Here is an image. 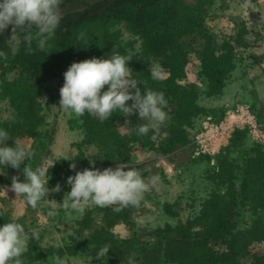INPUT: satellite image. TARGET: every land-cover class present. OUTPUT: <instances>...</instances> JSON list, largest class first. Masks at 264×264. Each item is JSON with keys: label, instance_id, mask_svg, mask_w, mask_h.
Instances as JSON below:
<instances>
[{"label": "trees", "instance_id": "1", "mask_svg": "<svg viewBox=\"0 0 264 264\" xmlns=\"http://www.w3.org/2000/svg\"><path fill=\"white\" fill-rule=\"evenodd\" d=\"M210 1L62 0L60 8L70 3L78 5L60 14V25L46 49H37L34 40L31 53L22 40L23 33L16 35L19 41L14 45L9 26L0 34V51L7 55L6 60L0 57V84L7 89L6 96L15 111L10 118L0 120V129L6 130L11 138L6 142L7 146L14 147V141L22 136L43 142L40 132L43 83L64 78L63 74L73 62L93 57L110 58L113 47L122 55L135 54L128 67L142 94L144 87L163 93L172 106L173 119L160 127L167 143L158 150L171 153L180 144L189 142L188 128L192 127V118L199 116L204 108L197 103V87L180 82L190 62L187 40L197 35L206 39L201 74L211 95L222 92L225 80L236 68L234 48L240 43L239 39L235 40L236 45L233 40L225 39L223 47H217L215 36L207 30L205 22V4ZM124 28L133 38H123ZM81 32L85 33L84 39L77 38ZM154 62L169 73L167 77L159 81L151 78ZM8 70L17 74L15 81L7 80ZM121 115L114 112L109 120L101 123L98 118L85 113L80 128L85 132L86 142L101 143L113 150L109 159L120 157L122 160L129 158L134 142L143 147H155L154 132L145 136L131 132L142 124L140 121H132L120 128L117 120ZM243 137V132L238 129L233 145L240 146ZM36 149L35 143L30 150L34 153ZM44 150L50 153L49 145H44ZM219 164L218 185L202 201L199 212L185 222L180 221L175 226L167 224L164 229L156 231L163 239L153 248L144 247L135 259L129 261L125 258L132 240L121 238L113 231L120 220L127 226L133 225L129 211L123 208L117 213L113 211L114 206L100 207L104 225L84 237L76 233L67 248L78 253L94 245L96 256L102 247L107 246L109 252L105 259L112 264H264V247L258 246L264 241V153L250 155L242 166L243 171H239V162H231L227 157ZM226 184L227 192L222 193ZM239 197L248 199L255 213V218L243 229L238 227L234 212L241 201ZM165 209L170 214H178L171 204H165ZM0 213H3L0 226L12 220L17 222L2 207ZM37 249L38 244L32 242L22 257L32 259ZM55 250L60 256L64 255V249L60 247L49 251ZM39 257L46 259L47 255L40 253Z\"/></svg>", "mask_w": 264, "mask_h": 264}, {"label": "rangeland", "instance_id": "2", "mask_svg": "<svg viewBox=\"0 0 264 264\" xmlns=\"http://www.w3.org/2000/svg\"><path fill=\"white\" fill-rule=\"evenodd\" d=\"M242 3L243 0H211L205 4L206 28L214 34L217 47H223L225 39L233 40L235 45V40H240L239 46L234 48L236 68L225 80L221 93L211 95L201 74V56L206 39L197 35L187 40L190 62L180 82L197 87V103L204 110L192 118V127L188 128L189 142L180 144L171 153L164 154L158 150V147L167 143L165 133L159 130L154 133L155 147H143L134 142L127 160L120 157L109 159L113 150L101 143L86 142L85 132L80 128L81 117L70 118L59 108V89L63 86L64 78L43 83L40 96L43 106L40 132L43 142L38 143L29 136L17 138L28 149L36 143L34 159L22 163L19 170L0 166V207L24 226L29 235L28 248L32 242L38 244L32 259L21 257L23 264H53V256L61 257L65 264H112L108 259H95L97 248L94 245L78 253H72L67 248L76 233L84 237L104 225L100 207L87 208L83 217H75L74 214L72 220H66L58 205L62 204L65 193L70 191L67 178L74 176L76 171L92 168L89 160H95L94 167L100 170L109 167L115 169L120 164L126 169L138 170L145 180L153 175L161 178L157 188L144 194L139 206L125 207L133 225L127 226L120 220L113 228L119 237L132 240L125 253V258L130 261L139 256L144 247L153 248L163 239L156 231L164 229L167 224L175 226L180 221L185 222L199 212L202 201L218 185L217 175L222 158L239 162V171H243L242 166L250 155L264 153V0H252V6L247 9L242 7ZM76 5L70 3L60 8V14ZM123 30L125 40L133 38L125 28ZM18 41L19 37L12 40L14 45ZM168 74L163 69V78ZM6 75L8 81L17 79L15 71L8 70ZM104 90H107V86ZM6 91L5 86L0 84V120L10 118L15 112ZM127 103L131 105L132 101ZM171 109L170 104L164 109L170 119L162 125H168L173 119ZM132 121L146 123L140 120L138 114H133L128 117L121 115L117 124L122 128ZM238 129L244 134L243 143L234 146L233 137ZM44 145H49L50 153L45 152ZM27 163L34 170L38 167L48 168L49 189L60 184L59 193L46 196V199L53 200L52 207L59 210L55 218L47 216L48 208L45 205L33 209L22 197H16L11 191L13 176H17L20 182L25 181L23 168ZM73 163L75 170L70 168ZM221 191L227 192V184L223 185ZM165 204H171L178 214L168 213ZM234 212L241 229L255 218L248 199H241ZM32 229L38 232L39 239H31ZM258 246L264 247V241ZM57 247L64 249L63 256L57 250L50 253V249ZM40 253L46 254L47 258L39 257Z\"/></svg>", "mask_w": 264, "mask_h": 264}, {"label": "clouds", "instance_id": "3", "mask_svg": "<svg viewBox=\"0 0 264 264\" xmlns=\"http://www.w3.org/2000/svg\"><path fill=\"white\" fill-rule=\"evenodd\" d=\"M61 3L62 0H0V34L11 26V37L23 33L22 40L29 53L33 51L34 40L37 49L45 50L60 25ZM251 6L252 0H243V8ZM77 38L84 39L85 33L81 32ZM134 56L131 52L122 55L113 47L110 58L93 57L73 62L63 74L59 108L70 118L79 119L87 113L98 118L101 123L109 120L117 111L124 117L138 114L140 120L146 123L138 124L131 132L139 136L148 135L150 131L159 132L161 125L170 119L164 110L168 100L163 93L147 87H144L142 94L137 87L138 82L131 78L132 70L128 67V62ZM0 57L7 59L3 51H0ZM151 78L156 81L163 79V69L159 63H153ZM105 86L107 90H104ZM129 101H132L131 105L127 103ZM152 138L155 139V136ZM10 139L8 132L0 129V166L19 170L21 164L31 160L34 153L19 140L14 141V147L7 146L6 142ZM89 163L93 165L92 168L76 171L74 176L67 178L70 191L65 193L62 204H58L66 220H72L74 214L75 217H83L86 209L93 206H114L113 211L117 213L128 206H139L144 194L157 188L161 182L158 175L145 180L138 170L126 169L120 164L115 169L109 167L100 170L94 167L95 160H89ZM75 167L74 163L70 165L73 170ZM47 170L42 167L34 170L27 163L23 168L25 181L20 182L17 176H13L10 188L16 197H22L33 209L45 205L48 208L47 216L55 218L59 210L52 207L53 200L46 199V196L59 193L61 186L58 183L52 189L47 187ZM31 239H39L35 229L31 230ZM28 241V232L15 220L0 226V264H23L21 257L28 251ZM108 252L107 246L102 247L95 259L105 260ZM52 259L53 264H65L59 256H53Z\"/></svg>", "mask_w": 264, "mask_h": 264}]
</instances>
